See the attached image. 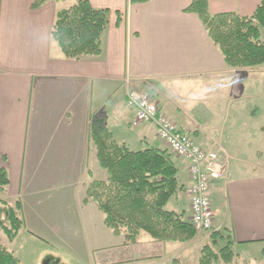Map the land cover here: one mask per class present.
Returning <instances> with one entry per match:
<instances>
[{"label": "crops", "instance_id": "1", "mask_svg": "<svg viewBox=\"0 0 264 264\" xmlns=\"http://www.w3.org/2000/svg\"><path fill=\"white\" fill-rule=\"evenodd\" d=\"M33 1L0 0V169L8 177L0 201H16L23 223L12 241L0 238V244L20 264H197L210 241L202 233L186 243L146 240L140 233L131 241L124 232L114 235L97 204L86 199V185L106 178L91 144L94 116L131 151L167 149L152 124L130 126L125 96L131 89L147 93L197 146L219 153L227 173L209 189L219 202L214 232L230 250L242 248L248 258L252 249L262 257L264 65L229 68L198 17L184 13L191 0H86L109 11L101 53L67 59L51 29L57 12L77 0H50L37 9ZM260 1L207 3L213 15L250 16ZM198 103L208 116L199 124ZM172 159L182 189L168 208L189 222L188 163Z\"/></svg>", "mask_w": 264, "mask_h": 264}, {"label": "trees", "instance_id": "2", "mask_svg": "<svg viewBox=\"0 0 264 264\" xmlns=\"http://www.w3.org/2000/svg\"><path fill=\"white\" fill-rule=\"evenodd\" d=\"M48 1L34 0L32 8L37 9ZM147 1L130 0L131 3ZM183 11L198 17L208 39L229 68L254 69L264 65V41L260 38V30L264 29V0L250 16L210 14L207 0H191ZM108 16V10L95 9L88 1L77 0L57 12L51 37L67 59L99 56L100 39L108 24ZM90 138L97 164L105 171L106 178L89 182L84 193L86 199L97 204L104 215V225L114 235L124 232L133 241L143 232L157 242L179 243L189 242L195 237L196 232L189 222L184 221L183 213L168 208L169 202L182 188L178 169L167 149L131 151L123 143L115 141L100 115L92 119ZM7 186V172L1 168L0 192ZM0 206L6 207L5 220L0 214V230L12 241L23 227L18 215L19 204L15 201L7 205L0 201ZM216 235L212 233L209 237L211 244L202 246L197 264L220 261L230 264L233 261L229 241L217 253L214 252ZM0 264L20 263L0 244Z\"/></svg>", "mask_w": 264, "mask_h": 264}, {"label": "built area", "instance_id": "3", "mask_svg": "<svg viewBox=\"0 0 264 264\" xmlns=\"http://www.w3.org/2000/svg\"><path fill=\"white\" fill-rule=\"evenodd\" d=\"M125 104L133 113L132 127L142 123L152 124L157 139L174 155L188 162L190 185L186 195L189 198L190 225L198 233L212 231L215 212L208 196L209 187L212 181L223 179L227 173L219 153L200 148L189 136L181 133L174 123L158 113L155 103L145 92L128 90Z\"/></svg>", "mask_w": 264, "mask_h": 264}, {"label": "rangeland", "instance_id": "4", "mask_svg": "<svg viewBox=\"0 0 264 264\" xmlns=\"http://www.w3.org/2000/svg\"><path fill=\"white\" fill-rule=\"evenodd\" d=\"M261 78L262 79L260 81V86H261L262 89H264V75H261ZM120 94L118 96H120ZM205 95H206V92H205V89L204 88L201 89V90H198V100L201 99V98H204ZM204 105L205 104H203V103H201V104L198 103V124L202 122L201 118H202L203 115L207 116L206 114H204L203 110L200 108V106H204ZM108 124H109V121H108ZM109 127H112L111 124H110ZM110 130L113 132V128H111ZM139 130H140V128H138V129L136 128L133 131L134 132H138ZM143 147H145V146H138V148H136V146H134L132 149L133 150H137V149L140 150V149H144ZM215 196L216 195L213 192H211V194L209 196L210 197V201L215 206V207L213 206V209L214 208L217 209V205H218L217 204L218 197H215ZM0 214H1V218L3 220H5V217H6V207L0 206ZM217 223H218V221L216 219V224ZM140 234H141V237L140 238H143V239H146V240H150L151 239L147 234H145L143 232H141ZM208 234L210 235L211 233L210 232L209 233L208 232L207 233H202V236L203 237L205 236V237H207V239H209V236H207ZM221 234L224 235L223 229H221ZM0 238H1V240L3 242H5V240L7 239V237L4 235V233L2 231H0ZM208 243L211 244V240ZM225 244H226V240L223 237L219 236V234L217 233V235H216V245L213 248L214 252L217 253L222 247L225 246ZM16 249L19 250L18 247ZM231 250L233 252L232 255H233L234 258H233V261L230 264H262L263 263L262 260H263L264 256L262 255V257H261L259 255V252L253 251L252 249H250V254L248 255V258H246V256L243 255V249L242 248H233ZM214 264H224V263L220 261V262L214 263Z\"/></svg>", "mask_w": 264, "mask_h": 264}]
</instances>
